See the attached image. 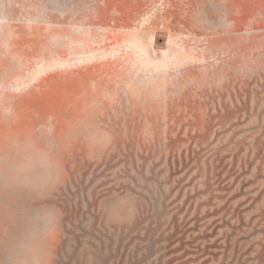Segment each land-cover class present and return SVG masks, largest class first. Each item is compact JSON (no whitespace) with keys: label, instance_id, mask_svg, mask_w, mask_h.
Masks as SVG:
<instances>
[{"label":"rangeland","instance_id":"obj_1","mask_svg":"<svg viewBox=\"0 0 264 264\" xmlns=\"http://www.w3.org/2000/svg\"><path fill=\"white\" fill-rule=\"evenodd\" d=\"M0 264H264V0H0Z\"/></svg>","mask_w":264,"mask_h":264}]
</instances>
